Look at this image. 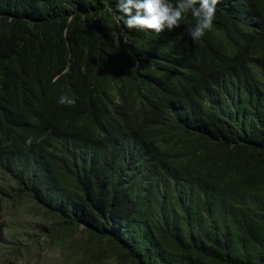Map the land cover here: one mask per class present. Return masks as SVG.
<instances>
[{"label":"trees","instance_id":"1","mask_svg":"<svg viewBox=\"0 0 264 264\" xmlns=\"http://www.w3.org/2000/svg\"><path fill=\"white\" fill-rule=\"evenodd\" d=\"M125 20L0 0V264H264V0L198 40Z\"/></svg>","mask_w":264,"mask_h":264},{"label":"clouds","instance_id":"2","mask_svg":"<svg viewBox=\"0 0 264 264\" xmlns=\"http://www.w3.org/2000/svg\"><path fill=\"white\" fill-rule=\"evenodd\" d=\"M219 0H116L117 11L126 17L125 27L136 31H153L160 34L180 27L184 15L191 13L195 27L190 30L193 40H198L211 30ZM61 105L72 106L76 97L62 95ZM30 143V141H29Z\"/></svg>","mask_w":264,"mask_h":264},{"label":"rangeland","instance_id":"3","mask_svg":"<svg viewBox=\"0 0 264 264\" xmlns=\"http://www.w3.org/2000/svg\"><path fill=\"white\" fill-rule=\"evenodd\" d=\"M4 177L3 175H0V178ZM30 208L29 205H23L18 209L20 218L22 220H24L25 222H27V224L29 226H40V221L38 220V218L32 216V213L30 211H28V209ZM4 220L9 221L10 217L7 216V214L4 216ZM27 232L28 229L25 230H19V232ZM3 243H0V249L3 248ZM60 251L55 249L53 253L48 254L46 257L42 256L41 260H37V258L33 257V258H29L28 260H18L17 264H60L59 263V257H60ZM37 261V262H35Z\"/></svg>","mask_w":264,"mask_h":264}]
</instances>
